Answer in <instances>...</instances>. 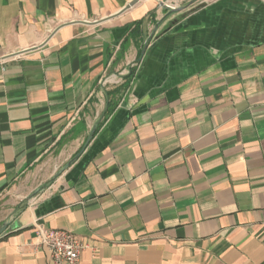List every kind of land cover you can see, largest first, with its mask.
<instances>
[{
    "label": "crops",
    "instance_id": "obj_1",
    "mask_svg": "<svg viewBox=\"0 0 264 264\" xmlns=\"http://www.w3.org/2000/svg\"><path fill=\"white\" fill-rule=\"evenodd\" d=\"M132 1L0 0V264H264V0Z\"/></svg>",
    "mask_w": 264,
    "mask_h": 264
},
{
    "label": "built area",
    "instance_id": "obj_2",
    "mask_svg": "<svg viewBox=\"0 0 264 264\" xmlns=\"http://www.w3.org/2000/svg\"><path fill=\"white\" fill-rule=\"evenodd\" d=\"M36 236L38 243L49 250L52 264H81L85 245L76 234L39 225Z\"/></svg>",
    "mask_w": 264,
    "mask_h": 264
},
{
    "label": "rangeland",
    "instance_id": "obj_3",
    "mask_svg": "<svg viewBox=\"0 0 264 264\" xmlns=\"http://www.w3.org/2000/svg\"><path fill=\"white\" fill-rule=\"evenodd\" d=\"M156 2V5H160L162 2V6L169 10V15L174 14L173 20L178 18L180 15L187 13L189 11L194 10L195 8L201 6L204 3H208L212 0H179L177 2H173L170 0H153ZM178 12L179 15L177 14Z\"/></svg>",
    "mask_w": 264,
    "mask_h": 264
},
{
    "label": "water",
    "instance_id": "obj_4",
    "mask_svg": "<svg viewBox=\"0 0 264 264\" xmlns=\"http://www.w3.org/2000/svg\"><path fill=\"white\" fill-rule=\"evenodd\" d=\"M139 1H140V0H133L130 4H128L125 8H123V9L121 10V12H119V13H123V12H125L126 10L130 9L132 6H134L135 4H137ZM117 15H118V14H117ZM95 131H96V129L94 128V129L92 130V132L89 134V136H88V138H87V140H86L84 146L81 148V150L79 151V153L74 157L75 160H77V159L83 154V152L85 151V149L88 147V145L90 144V142L92 141V139H93V137H94ZM69 165H70V164H69ZM69 165H68V166H69ZM68 166H67V167H68Z\"/></svg>",
    "mask_w": 264,
    "mask_h": 264
}]
</instances>
